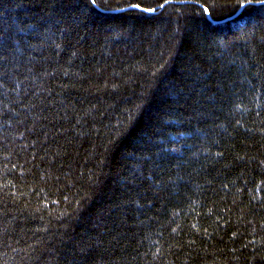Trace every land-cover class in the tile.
Instances as JSON below:
<instances>
[{
  "label": "trees",
  "instance_id": "1",
  "mask_svg": "<svg viewBox=\"0 0 264 264\" xmlns=\"http://www.w3.org/2000/svg\"><path fill=\"white\" fill-rule=\"evenodd\" d=\"M0 264H264V0H0Z\"/></svg>",
  "mask_w": 264,
  "mask_h": 264
},
{
  "label": "water",
  "instance_id": "2",
  "mask_svg": "<svg viewBox=\"0 0 264 264\" xmlns=\"http://www.w3.org/2000/svg\"><path fill=\"white\" fill-rule=\"evenodd\" d=\"M133 8L138 9L137 7H133ZM242 8H243V7H241L239 10H241ZM144 12H146V13H150V11H146V10H145ZM239 12H240V11H239ZM239 12H238V13H239ZM238 13H237V14H238ZM237 14H236V15H237Z\"/></svg>",
  "mask_w": 264,
  "mask_h": 264
},
{
  "label": "snow or ice",
  "instance_id": "3",
  "mask_svg": "<svg viewBox=\"0 0 264 264\" xmlns=\"http://www.w3.org/2000/svg\"><path fill=\"white\" fill-rule=\"evenodd\" d=\"M205 11H207V9H205Z\"/></svg>",
  "mask_w": 264,
  "mask_h": 264
}]
</instances>
